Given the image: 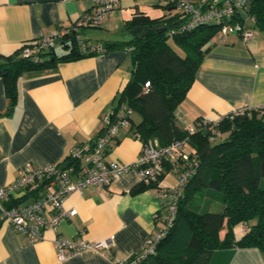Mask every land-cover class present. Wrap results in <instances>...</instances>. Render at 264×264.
Returning a JSON list of instances; mask_svg holds the SVG:
<instances>
[{"label": "crops", "instance_id": "crops-1", "mask_svg": "<svg viewBox=\"0 0 264 264\" xmlns=\"http://www.w3.org/2000/svg\"><path fill=\"white\" fill-rule=\"evenodd\" d=\"M94 5V0H0V55L22 54L26 42L40 40L59 26H71ZM139 12L152 18L174 17V23L180 15L172 0H119L100 25L84 28L83 37L103 43L130 40L135 31L127 23ZM57 43L64 51L63 43ZM204 48L195 79L176 109L177 120L185 128L200 118L216 120L236 109L264 104L263 30L256 28L255 38L249 41L236 33L217 35ZM132 69L131 49L126 45L60 61L52 68L25 69L17 78L12 108L0 75V186L29 168L50 164L77 174L79 169L70 164L71 150L92 143L104 126V116L114 112ZM134 118L139 120L138 114ZM125 132L121 131V140L108 158L130 163L137 159L143 142ZM184 152H193L188 143L166 161L164 173L153 186L138 187L140 175L133 168L104 188L90 186L71 193L64 206L76 209V214L56 228L46 227L43 238L35 242L0 212V264H112L141 252L160 228L157 213L164 207L158 187L175 184L173 176L185 163ZM54 188L49 180L40 179L34 188L15 192L4 201L26 204ZM50 215L45 213L47 218ZM225 233V228L220 231L221 238ZM243 233L241 224L235 235ZM57 236L105 244L61 260ZM208 264H264V253L256 246H231L213 251Z\"/></svg>", "mask_w": 264, "mask_h": 264}, {"label": "trees", "instance_id": "trees-1", "mask_svg": "<svg viewBox=\"0 0 264 264\" xmlns=\"http://www.w3.org/2000/svg\"><path fill=\"white\" fill-rule=\"evenodd\" d=\"M250 13L256 19V28L264 31V0H251ZM173 20L139 12L127 23L135 31L130 40L103 43L105 51L112 45L129 46L133 63L132 75L118 96L111 120L119 117L118 110L124 105L131 110L129 125L123 128L125 135L161 144L186 138L198 156L197 172L183 188L173 224L157 241L155 252L140 264H208L213 251L231 246H256L264 253V114L258 116L254 110L251 116L224 117L215 129L229 134L218 141L210 138L208 129L189 134L187 127L179 124L176 109L195 79L205 45L219 35L220 24L211 22L169 34V26L179 21ZM163 27L166 29L160 30ZM68 39L60 40L65 49L62 52L55 49L56 45L38 49V60L23 53L0 55V75L11 108L17 97V78L23 70L52 68L60 61L92 55L82 51L73 36ZM105 129L103 126L92 143ZM120 134L114 144L121 140ZM70 164L80 167L72 158ZM215 203L222 204V209H213ZM239 223L248 231L237 237L234 228ZM224 228L226 233L221 238Z\"/></svg>", "mask_w": 264, "mask_h": 264}, {"label": "built area", "instance_id": "built-area-1", "mask_svg": "<svg viewBox=\"0 0 264 264\" xmlns=\"http://www.w3.org/2000/svg\"><path fill=\"white\" fill-rule=\"evenodd\" d=\"M92 9L82 14L71 26H59L51 34L40 40L26 42L23 45V54L32 56L34 60L40 57L37 50L43 47L55 46L56 40L68 39L71 35L76 40L81 50L91 54L105 51L103 42H88L83 37V30L88 26H98L107 17L111 16L119 0H94ZM179 10V21L174 26H169L168 33L188 31L203 24L217 22L220 24L219 35L226 37L230 34H240L244 41L253 40L256 35V19L250 13L251 0H172ZM149 83H146L148 85ZM256 110L258 116L264 114V104L260 106H245L236 109L231 114L220 116L216 120L200 118L197 122L187 127L188 133L200 130H210V138H214L215 126L224 117L231 118L247 114L252 115ZM131 110L121 106L119 117L112 121L110 114L103 118L105 131L95 143H85L75 146L70 156L79 162L77 174L68 168L56 164L45 167H34L22 172L12 182L0 186V212L13 223L15 228L31 242L41 240L46 227L56 228L63 220L72 217L77 210L67 209L64 206L66 198L73 192H83L90 186L104 188L118 180L131 169H137L141 182L157 184L165 171L167 160L175 158L176 154L186 146L187 139H177L168 144H161L157 140L143 142L140 153L134 162H124L114 158L109 159L108 154L114 145V138L123 128L129 125L128 115ZM184 165L177 174L176 186L158 187V195L163 200L164 211L157 213V219L162 226L159 231L147 241L144 249L126 260L113 261L112 264H140L148 255L156 250L159 238L165 234L177 215L180 201L183 197V188L191 176L197 172L198 156L196 153H182ZM40 179L49 180L55 185L53 190L26 204L7 205L5 199L18 191L34 188ZM50 212V217L45 216ZM242 231L247 232L248 227L242 226ZM59 259H65L71 254L86 248H98L105 244L101 242H88L83 239H69L57 236L55 239Z\"/></svg>", "mask_w": 264, "mask_h": 264}, {"label": "rangeland", "instance_id": "rangeland-1", "mask_svg": "<svg viewBox=\"0 0 264 264\" xmlns=\"http://www.w3.org/2000/svg\"><path fill=\"white\" fill-rule=\"evenodd\" d=\"M61 44L60 43H57V51H59V52H61L60 50H61V46H60ZM228 132H223V131H221V130H219V129H216V133H215V135H214V138H212V140H214V141H218V140H220V139H224V138H226L227 136H228ZM188 145L191 147V145L188 143ZM135 170H137V169H135ZM173 174L174 173H172V175H170V177L172 178V176H173ZM173 177H175L174 179L176 180V182H175V184L174 185H171V186H176L177 185V176H176V174H175V176H173ZM174 180V181H175ZM222 207H223V205L222 204H220V203H215V205H214V208L213 209H215V210H220V209H222ZM240 227H241V224L239 223V224H237L236 226H235V230H239L240 229Z\"/></svg>", "mask_w": 264, "mask_h": 264}, {"label": "water", "instance_id": "water-1", "mask_svg": "<svg viewBox=\"0 0 264 264\" xmlns=\"http://www.w3.org/2000/svg\"><path fill=\"white\" fill-rule=\"evenodd\" d=\"M166 29V27H163L162 29H160V30H165ZM144 34V33H143ZM60 41V39L58 38L57 40H56V42H59Z\"/></svg>", "mask_w": 264, "mask_h": 264}]
</instances>
